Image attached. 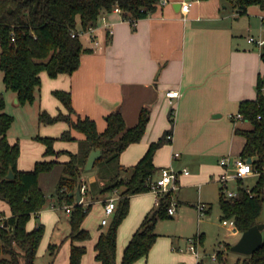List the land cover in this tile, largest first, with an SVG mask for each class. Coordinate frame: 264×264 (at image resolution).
Wrapping results in <instances>:
<instances>
[{
    "label": "crops",
    "instance_id": "obj_1",
    "mask_svg": "<svg viewBox=\"0 0 264 264\" xmlns=\"http://www.w3.org/2000/svg\"><path fill=\"white\" fill-rule=\"evenodd\" d=\"M177 1H158L146 17L135 22L124 19L120 12L102 11L93 30L80 34L84 47L92 50L81 54L80 65L75 71L60 73L53 78L41 71L40 89L42 93L44 91V103L42 101L40 107L53 115L66 112L52 90L69 91L76 113L93 118L99 131L105 128V116L111 111H120L129 127L137 123L142 108L148 109L149 118L142 138L120 153L119 163L123 166L135 164L150 142L163 139L153 156V163L158 167L155 179L161 168H177L181 194L197 187L200 198L202 187L210 181H217L223 187L222 177L229 171V164L222 165L220 160L228 157L232 162L239 157L244 145L245 139L235 133V127L248 128L249 123L235 115L241 100L256 97L258 76L264 77V63L260 56L264 25H255L257 19L264 23V10L259 5H249L244 13H240L234 0H191L188 10L183 12ZM83 36H87L86 39ZM249 37L254 41H249ZM171 89L179 90V96H166V91ZM15 101L18 103L16 96ZM39 127L42 135L59 136L69 125L57 121L39 123ZM71 133L73 140H56L54 148L77 151L78 141L84 135L74 129ZM8 139L11 143L19 141L17 167L20 170L32 169L35 162L42 159H68L65 154L45 156V146L40 141H21L14 135ZM184 169L188 172L184 173ZM55 170L60 171V168ZM82 173L84 184L98 178L97 167ZM149 193L130 196L129 214L118 226L117 264L121 262L131 235L144 216L152 211L153 200L155 205L158 203L157 196ZM55 195L57 200H51V208L56 209L58 203L68 218L70 212L65 208L69 204ZM97 195L98 198L92 201V206L95 202H102L97 225L87 228L82 222L90 237L83 241L65 240L53 259L55 264H68L72 242L86 247L80 264H100L95 258L94 245L112 214L107 217V224L101 223L104 204L111 195ZM116 196L117 199L118 194ZM82 201L90 200L82 195ZM176 201L181 200L177 197ZM209 210L210 207L203 212ZM0 212V218L11 214L9 204L1 197ZM41 214L42 209L30 217L36 219ZM39 223L44 225L42 221ZM37 224L29 220L26 227L30 230ZM233 234L240 235L241 232L237 230ZM65 235H60L57 242ZM174 244V240L169 244L168 240H160L157 236L148 253L132 264H178L179 255L169 251ZM170 255L174 256L172 260L167 259Z\"/></svg>",
    "mask_w": 264,
    "mask_h": 264
},
{
    "label": "trees",
    "instance_id": "obj_2",
    "mask_svg": "<svg viewBox=\"0 0 264 264\" xmlns=\"http://www.w3.org/2000/svg\"><path fill=\"white\" fill-rule=\"evenodd\" d=\"M159 0H0V69L6 89L13 91L18 103H33L41 88V71L49 77L60 73H72L80 65V57L91 48L84 47L79 30L97 25L102 11L110 12L115 5L122 9V17L131 22L146 17ZM240 13L249 5H259L264 10V0H234ZM78 26L80 29L78 30ZM75 32V35L72 33ZM264 63V44L260 52ZM52 94L62 102L66 112L51 114L45 109L38 112V122L53 124L65 121L69 128L59 136L36 134L34 139L44 144L43 154L58 156L54 149L56 140H73L71 130L81 132L84 137L78 141L75 152H67L68 159H42L32 169L20 170L17 160L20 154L19 141L8 139L14 116L6 111V99L0 91V197L10 206L11 214L0 218V264H36L37 249L44 232V225L38 223L28 230L26 223L32 213L40 211L46 194L40 185V175L60 168L55 193L63 203L71 205L68 216L69 232L60 242H49L48 264H55L54 257L62 243L83 241L90 237L82 222L92 207L97 194L117 192L118 198L112 217L95 242V258L100 264H117L116 240L118 226L127 215L130 196L150 191L158 167L153 156L162 140L152 141L139 160L127 167L119 163L120 153L131 143L138 142L146 129L148 109L142 108L138 121L126 126L120 111H111L105 116L106 126L99 131L93 118L76 113L71 94L63 89H54ZM240 119L249 123L248 128L236 126L235 133L244 137V145L238 156L251 159L253 171L258 179L252 187L238 185L235 194L228 196L220 188L219 206L223 220L232 219L242 232L261 222L264 207V77L258 76L256 97L243 99L239 103ZM74 116V117H73ZM164 141V140H163ZM99 148L101 156L95 160L97 180L84 184L81 172L89 152ZM14 177H7L9 168ZM130 168L129 176L123 177L122 170ZM242 181L241 178L238 179ZM85 185L81 195L88 202H76L77 186ZM171 204L169 194L159 198L157 208L149 211L131 235L121 257L120 264H132L145 256L156 240L155 225L159 217H171L167 209ZM1 215V212H0ZM201 238V236H200ZM227 244V248H230ZM86 247L72 242L68 264H80ZM220 258V257H219ZM223 264L224 260H217ZM242 264H264V230L261 246L243 259Z\"/></svg>",
    "mask_w": 264,
    "mask_h": 264
},
{
    "label": "rangeland",
    "instance_id": "obj_3",
    "mask_svg": "<svg viewBox=\"0 0 264 264\" xmlns=\"http://www.w3.org/2000/svg\"><path fill=\"white\" fill-rule=\"evenodd\" d=\"M262 24L264 25L260 19L256 20V26H261ZM252 33L255 35V32ZM86 37L87 36H83V39H86ZM0 91L4 94L6 99V111L14 116V122L8 131V136L14 135L16 139L19 138L21 141L24 139L33 141L36 140L34 139L36 134L42 135L40 133L38 122V112L40 109H42L40 107L42 101L44 103V91L42 93V90L40 89V92L33 103H16L13 91L6 89L5 87L1 69ZM32 130L34 132H32ZM23 143V145L26 146V144H29V141L26 144L25 142ZM33 150L35 149L33 148ZM59 151H61L59 156L63 154L68 156L67 152H70L65 150ZM231 168L232 162L229 163L228 168V172L230 173L232 172ZM173 169L178 171L177 168ZM130 172L131 169L128 168L126 170H122L121 174L123 177H127L129 176ZM256 174H250L242 178V181H239L237 178L228 179L225 182L226 188H222L223 193L226 194L227 190L236 191L238 185L248 188L252 187L258 179V174ZM59 176L60 171L58 170L40 176L39 182L41 187L44 189L47 202H45L42 208V214L40 217L36 219L30 217L28 219V221L30 220V223H34L35 221L39 223L42 221L45 225L35 258V262L37 264L49 263L50 255L47 250L48 243L53 241L57 242L60 240L61 236L67 234L70 229L65 211L59 207L58 203H56V209L51 208L50 206L51 200H57L54 189L58 185ZM85 183L89 184L88 182ZM220 187L221 184L219 182L210 181L207 185L202 187L203 195L200 196V198L197 187L186 190L182 195L179 191V184H177L176 188H174L171 193H167L171 199V204L173 203L175 206V213L172 214L171 217H159L155 225V232L157 233V236L160 238V240H168L169 244L171 240H174L175 244L172 248H169V251L174 255H179L180 260L177 261L178 264H218L217 260L219 259L224 260L223 264H242L243 259L247 257L246 254L235 252L230 248H227V244L232 245V243H234V241L240 235H234L233 231L227 224L223 223V219L220 217L222 213L218 201ZM116 194L117 192L113 191L111 193H103L101 195H111L110 197H115V202L117 203ZM149 194H154V196L156 195L153 190H150ZM177 197L181 200L179 203L176 201ZM101 205L102 202H95L93 204L89 213L83 220L85 227L88 228L90 226L97 225ZM201 205L205 206L204 209L210 207V210L207 213L201 212ZM151 207L152 210L157 208L154 200L151 204ZM128 214L129 213H127L120 224L126 219ZM111 217L112 215L109 217V219H111ZM260 219L264 221V207L260 215ZM226 220L229 221V219ZM55 225H57L56 228ZM188 238L198 239L197 249L199 250V258L197 259L194 252L187 248ZM213 253H216V259L212 258ZM173 257L174 256L170 255V258L167 259L172 260Z\"/></svg>",
    "mask_w": 264,
    "mask_h": 264
},
{
    "label": "built area",
    "instance_id": "obj_4",
    "mask_svg": "<svg viewBox=\"0 0 264 264\" xmlns=\"http://www.w3.org/2000/svg\"><path fill=\"white\" fill-rule=\"evenodd\" d=\"M168 0H159L160 3H165ZM181 2V10L183 12H186L189 8V5L191 3V0H178ZM113 11L120 12L122 13V9L118 6L115 5L112 9ZM125 19V18H124ZM94 27H89L87 30H79V34L83 32H91ZM72 35H75V32L72 33ZM249 41H254L253 37H249ZM180 92L179 90L176 89H171L166 91V96L169 98H174L179 96ZM235 117L240 118L241 115L240 113H237ZM168 137H170V134H168ZM222 165H228L230 162V159L228 157H223L220 160ZM188 171L184 169V173H187ZM253 168L252 164L248 162L245 159H242L240 157H237L232 160V172H226L224 176L222 177L223 181V188H226V185L224 182H226L230 178H244L250 174H252ZM177 179H178V171H175L172 167H163L159 170V176L153 180V182L150 185V190H153L156 193L157 196V202L159 201V198L167 193H171L174 188L177 186ZM85 185L81 186V193L84 191ZM235 194V191L227 190L226 195L232 196ZM115 197H109L104 204V216L101 219L102 224H107L108 219L107 217L111 215L115 209ZM66 211L70 212L71 210V205L66 206ZM201 212L204 211V206L201 205L200 207ZM168 214L172 215L175 213V207L172 204L167 209ZM224 224H227L229 228L233 231V233L237 232V227L232 219L228 220H223ZM187 248L190 251H193L196 258H199V251L197 249L198 246V239L195 238H188L187 240ZM212 258L216 259V253L212 254Z\"/></svg>",
    "mask_w": 264,
    "mask_h": 264
},
{
    "label": "water",
    "instance_id": "obj_5",
    "mask_svg": "<svg viewBox=\"0 0 264 264\" xmlns=\"http://www.w3.org/2000/svg\"><path fill=\"white\" fill-rule=\"evenodd\" d=\"M176 3H177V6L181 5L180 1H177ZM100 156H101V150L99 148L92 149L89 152V155L87 157L86 164H85V170L92 169L95 160L98 159ZM247 161L251 163L250 158H248ZM7 177L9 178L14 177V173L11 167L8 170ZM74 195H75L76 202L82 201L80 185L77 186ZM263 229H264V223L262 222H259V223H256L250 226L249 228L241 232L240 237L235 243H233L230 246V249L232 251L243 253L246 255L253 253L262 244V241H263L262 230Z\"/></svg>",
    "mask_w": 264,
    "mask_h": 264
}]
</instances>
